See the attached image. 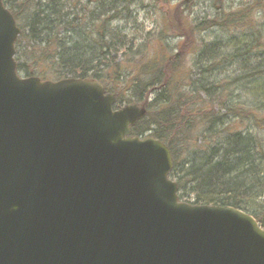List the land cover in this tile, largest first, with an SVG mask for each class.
<instances>
[{"label":"water","instance_id":"obj_1","mask_svg":"<svg viewBox=\"0 0 264 264\" xmlns=\"http://www.w3.org/2000/svg\"><path fill=\"white\" fill-rule=\"evenodd\" d=\"M0 0V264H264L260 219L178 201L170 150L93 79L21 78Z\"/></svg>","mask_w":264,"mask_h":264},{"label":"trees","instance_id":"obj_2","mask_svg":"<svg viewBox=\"0 0 264 264\" xmlns=\"http://www.w3.org/2000/svg\"><path fill=\"white\" fill-rule=\"evenodd\" d=\"M2 1L21 31L18 72L55 81L92 78L116 96L118 106L146 107L131 134H150L169 148L170 179L178 185L180 201L189 198L195 206L232 207L258 217L255 204L264 197V83L258 90L254 85L264 80V0L193 25L191 34L198 36L212 26L236 33L232 52H223L230 47L221 42L202 46L198 39L199 51L188 48L198 56L191 64L194 77L199 69L207 71L202 68L206 63L217 62L215 68L238 64L243 76L221 80L214 74L193 79L184 68L187 53L178 45L171 54L158 42L155 56H149L147 43L137 41L141 46L135 47L127 32L132 23H127L134 20L137 0ZM156 1L166 3L165 15L184 27L185 19H176L173 12L193 0ZM257 11L261 23L254 18ZM165 24L168 34L179 31L167 17ZM179 36L181 44L188 42V36ZM206 67L212 70V64ZM241 89L261 96L253 97L251 106L235 101L232 96Z\"/></svg>","mask_w":264,"mask_h":264},{"label":"rangeland","instance_id":"obj_3","mask_svg":"<svg viewBox=\"0 0 264 264\" xmlns=\"http://www.w3.org/2000/svg\"><path fill=\"white\" fill-rule=\"evenodd\" d=\"M253 0H218L217 2H214V0H193L189 5H183L182 8L175 9L177 11L173 12L175 15V18L177 19V16L181 15L182 20L185 19L184 27L181 28L180 21L174 20L173 18H168L167 14L165 15V12L167 10L168 5L166 3L160 2L157 3L156 0H137V4H135L132 8L133 11V18H131L128 21V25L130 22L132 23V28L128 29L127 32L130 34L132 38L136 41L134 44L135 47L141 46L140 44H137V41L140 43H147V48L149 56H155L157 54V48L158 42L164 46H161L162 49L165 52L173 54L176 51L177 45L180 46L184 55H187L182 57L184 64H185V70L187 73L191 75L193 79L198 78L202 75H213L212 77H215L219 80L221 79H233L236 77L243 76V73L238 70V64L234 63L230 66H219L215 68V63H206L202 66L204 72L202 73V70H197L195 74H199V76L194 77V69L191 70V64L192 62L197 63L198 56L191 55V50L188 48L191 46L197 47L195 51H199V46L197 45V39L200 40L202 46L205 44H211L213 42H221L223 46H227L230 48H224L225 50L223 52L227 53L228 51L232 52L234 50L233 47L235 45L233 39H236V33L233 31H229L227 33H224L226 31L219 29L216 26H212L211 28H208L206 31L200 32L199 36L196 34H191V29L194 24H197L198 21L204 20L208 21L210 19H215L217 16H221L222 13L229 14L233 11H235L238 8H241L245 6L246 4H250ZM175 1H173L171 4L174 5ZM260 11H257L254 13V18L257 20V22H263V19H258V14ZM166 17L167 21H172L173 25L175 27H178V32H172L167 33L166 28ZM128 18L130 16L128 15ZM124 25V23H123ZM211 26V25H210ZM136 32V33H135ZM179 34H184L188 36V42L184 40V44H181L182 36H179ZM160 41H159V39ZM238 38V37H237ZM180 41V42H179ZM186 42V43H185ZM200 44V43H199ZM144 45V44H143ZM233 46V47H232ZM20 49L22 50V46H20ZM194 51V52H195ZM239 53H242L240 50ZM254 55V53H253ZM247 56V55H246ZM250 57H252L250 53ZM254 57H256L254 55ZM253 57V58H254ZM180 59V60H182ZM192 60V61H191ZM201 61V60H200ZM19 62H22V51L19 55ZM209 64H212V70H209L206 66H209ZM225 69V70H223ZM191 70V72H190ZM22 77H25L24 74L19 72ZM246 74V73H245ZM49 81H55V80H49ZM264 83V80H258L257 84L254 85V90L259 89V84L262 85ZM128 91V90H127ZM125 92L127 94L128 92ZM260 92L257 94L252 95L251 92L245 91V90H239L238 96L236 95V92L233 94L232 97H234L235 101L242 102L247 101L248 105L253 104V97H260ZM152 99V96H149V100ZM250 126V125H249ZM248 128V127H246ZM260 134H264V130L260 132ZM188 204H192L193 202L188 198V200H183ZM256 215H260V213L264 210V197L261 198L256 204Z\"/></svg>","mask_w":264,"mask_h":264}]
</instances>
